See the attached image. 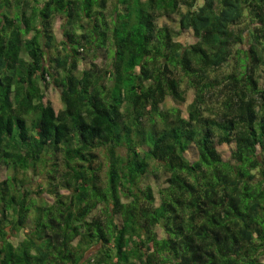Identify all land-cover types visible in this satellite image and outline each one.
Masks as SVG:
<instances>
[{
    "label": "trees",
    "instance_id": "obj_1",
    "mask_svg": "<svg viewBox=\"0 0 264 264\" xmlns=\"http://www.w3.org/2000/svg\"><path fill=\"white\" fill-rule=\"evenodd\" d=\"M263 62L264 0H0V264H264Z\"/></svg>",
    "mask_w": 264,
    "mask_h": 264
},
{
    "label": "rangeland",
    "instance_id": "obj_2",
    "mask_svg": "<svg viewBox=\"0 0 264 264\" xmlns=\"http://www.w3.org/2000/svg\"><path fill=\"white\" fill-rule=\"evenodd\" d=\"M108 10L110 11V7L108 8ZM105 13L107 14V12H105ZM177 19H178V16L175 14L171 15L170 17L160 16L157 18V23L159 25L167 24L174 31V37H175L174 39L179 41L180 43L190 44V43L195 42L196 39L191 35L190 32L183 31V30L181 31L178 29V26L176 24ZM61 23H62V17L56 16L54 19V22H53L54 34H55L56 40H60L62 38ZM247 47H248L247 41L240 42L237 45V49H241V50H244ZM98 53H99L98 56L93 61H95L98 65L103 66L109 60V58L105 55V53L102 51V49H100V51ZM87 60H89V59H87ZM87 60L86 59L83 61L80 60L79 65H78V70H81L84 67H86V61ZM254 75L258 81L259 87H264V62L257 68L256 73ZM192 97H193V90L187 89L185 92V100L183 102H176V101L172 100L171 98L167 97L164 101V106H166V107H172V106L177 107L181 110L183 115H185L186 106L191 101ZM44 100H49L50 103L52 104V106L56 110L59 109L60 108L59 89L56 87H53L52 85L48 86L45 89ZM216 148L224 160L230 159L231 150L233 148V143H220V144L217 143ZM185 155L189 160H191V161L195 160L196 156H197L195 148L193 146H189ZM6 172H7L6 169L2 168L1 173H0V175H1L0 178L3 177ZM101 176H103L102 172H101ZM34 178H36V177L34 176ZM164 179H165V176L163 175L162 172H158V174L156 176H154V174L151 173L145 179L144 185H150L153 189V192L156 194L158 187L161 188V187L165 186ZM61 192L66 193L67 191L61 190ZM43 196L48 200L50 199L49 195L46 192H43ZM156 197H157V194H156ZM98 212H100L99 206L93 211V213L91 215H93L94 213H98ZM156 231H157L158 235L160 236V230L156 229ZM10 235L11 234H9V237H10ZM21 236H22L21 233H19L18 235L11 237V239L13 240V242H16ZM260 257H263V255H261Z\"/></svg>",
    "mask_w": 264,
    "mask_h": 264
}]
</instances>
